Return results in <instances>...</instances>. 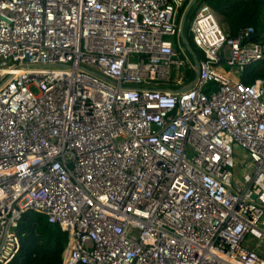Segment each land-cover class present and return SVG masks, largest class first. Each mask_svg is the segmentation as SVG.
<instances>
[{
	"label": "built area",
	"instance_id": "1",
	"mask_svg": "<svg viewBox=\"0 0 264 264\" xmlns=\"http://www.w3.org/2000/svg\"><path fill=\"white\" fill-rule=\"evenodd\" d=\"M187 1L0 0V264L28 211L67 233L61 264H264L246 243L264 217V80H241L264 43L202 4L180 91Z\"/></svg>",
	"mask_w": 264,
	"mask_h": 264
},
{
	"label": "trees",
	"instance_id": "2",
	"mask_svg": "<svg viewBox=\"0 0 264 264\" xmlns=\"http://www.w3.org/2000/svg\"><path fill=\"white\" fill-rule=\"evenodd\" d=\"M189 2L190 0L181 9L180 19ZM201 2L216 12L221 18L223 28L231 37H235L246 28H253L254 41L264 43V0H201ZM186 37L198 59H201L202 56L197 52L192 38ZM260 79L264 80V61L246 68L241 76V80L247 85H252ZM17 233L21 248L10 264L62 263L68 235L58 225L50 224L46 216L33 211L26 212L19 221Z\"/></svg>",
	"mask_w": 264,
	"mask_h": 264
},
{
	"label": "rangeland",
	"instance_id": "3",
	"mask_svg": "<svg viewBox=\"0 0 264 264\" xmlns=\"http://www.w3.org/2000/svg\"><path fill=\"white\" fill-rule=\"evenodd\" d=\"M201 0H199L197 2V4L192 8L190 14L187 17V21H186V29H185V36H190L189 34V27L191 25L192 19L194 14L196 13V11L199 9V7L202 5L201 4ZM185 11V10H184ZM219 20L221 21V18L219 17ZM191 37V36H190ZM185 46V45H184ZM186 48V47H185ZM225 69L228 72H232V73H237L236 68H232L229 66L225 65ZM235 76H239V74L235 75ZM195 78V74L193 76ZM175 88V87H173ZM33 91L37 94L38 91L37 89H33ZM252 163L248 158V152L246 151H241L238 154V157H236V168L233 170L237 180H238V184H240L241 186H245L247 184V172H250ZM236 182V181H235ZM234 182V185H235ZM260 186L261 188L264 189V180L262 179L260 181ZM259 230H254L252 231L246 238V243H249V246H255V245H260L258 247V249L260 251H264V217L262 218L259 226H258ZM263 239V240H261Z\"/></svg>",
	"mask_w": 264,
	"mask_h": 264
},
{
	"label": "water",
	"instance_id": "4",
	"mask_svg": "<svg viewBox=\"0 0 264 264\" xmlns=\"http://www.w3.org/2000/svg\"><path fill=\"white\" fill-rule=\"evenodd\" d=\"M198 1L199 0H190L189 4L187 5V7H186V9L182 15L181 21H180V35H181L183 44L185 45L188 52L193 56L194 62H195V79L190 84H188L187 86L182 88L180 91H185V90L189 89L190 87H192L194 85V83L196 82L198 75H199V71H200L199 62H198L197 58L195 57L194 51L189 44L188 38L185 36V26H186L187 17L190 14L192 8L197 4ZM254 37L255 36L252 35L251 40H253ZM92 73L96 76H99V74H97L95 72H92Z\"/></svg>",
	"mask_w": 264,
	"mask_h": 264
}]
</instances>
